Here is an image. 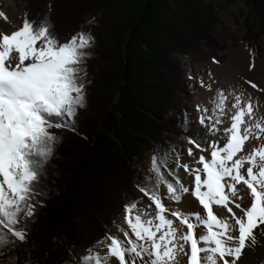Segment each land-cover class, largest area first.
<instances>
[{
    "label": "snow or ice",
    "instance_id": "snow-or-ice-1",
    "mask_svg": "<svg viewBox=\"0 0 264 264\" xmlns=\"http://www.w3.org/2000/svg\"><path fill=\"white\" fill-rule=\"evenodd\" d=\"M92 23L94 18L86 21ZM94 45L95 36L83 26L69 40H59L46 15L30 20L25 14L20 28L0 32V255L30 239L29 225L46 196L47 165L60 142L49 129L75 130L78 110L86 107V62ZM249 83L257 89L256 82ZM209 103L196 106V121L187 111L183 120L189 130L194 122L206 129L189 143L208 156L196 158L189 148L193 161L181 164L182 152L174 145L163 154L154 152L149 175L137 187L155 205V215L138 208L139 200L129 201L125 220L131 235L114 224L123 238L109 235L97 241L107 251H94V245L77 254L78 264H243L246 249L264 248V143L245 150L250 141L264 140V115H258L264 105L251 94L226 95L223 90ZM226 115L231 121L223 129L226 142L209 141L221 131ZM173 161L175 168L170 167ZM180 168L194 177L190 185L181 181ZM161 185L167 188L164 198ZM186 194L198 200L203 214L164 202L179 204Z\"/></svg>",
    "mask_w": 264,
    "mask_h": 264
},
{
    "label": "trees",
    "instance_id": "trees-1",
    "mask_svg": "<svg viewBox=\"0 0 264 264\" xmlns=\"http://www.w3.org/2000/svg\"><path fill=\"white\" fill-rule=\"evenodd\" d=\"M177 1L53 0L49 12L27 2L28 19L46 15L54 25L61 16L69 17L76 22L71 28L75 33L83 26L95 36L93 54L86 62V89L94 92L86 98V107L78 110L75 130L63 128L54 146L45 177L46 196L29 225L30 239L0 255V264H57L68 259V249L78 248V236L87 243L84 246L99 240L97 236L86 241L89 221L104 222L103 217L117 208L116 202L126 206L134 200L120 193L122 181L128 178L137 186L149 174L133 176L130 159L139 157L150 141L161 144L159 134L181 119L175 94L184 83L173 52L183 53L189 35L172 11ZM179 2L186 6L178 9L181 15L207 22L200 9L193 11L191 0ZM85 15L88 19L82 20ZM93 18L94 23L86 24ZM169 27L179 29L182 38ZM167 110L172 111L168 118Z\"/></svg>",
    "mask_w": 264,
    "mask_h": 264
},
{
    "label": "rangeland",
    "instance_id": "rangeland-1",
    "mask_svg": "<svg viewBox=\"0 0 264 264\" xmlns=\"http://www.w3.org/2000/svg\"><path fill=\"white\" fill-rule=\"evenodd\" d=\"M29 1L0 0V14H2L0 15V32L10 29L17 30L22 26L25 18V8L28 7L26 4ZM52 1L31 0V4L37 6L42 12H49ZM179 1H177V7L175 9L172 8V11L180 19V28L183 24L184 28H188L189 35L187 37L189 46L183 53L182 51L173 52V56L179 64V78L181 83H184L183 90L175 94V108H177L176 112H179L181 119L175 122L174 125L169 126V124L167 128L163 129L159 134L161 144L158 143L159 141H150V143L145 145V149L142 146L143 152L139 157L133 156L130 159L131 174L136 177L144 176L148 173L147 169L151 166L152 152L157 151L163 154V147L168 149L174 145L181 151V164L193 161V157L187 154L189 148L192 149L196 158L202 154L206 156L207 152H201L200 148L189 143L190 137H195L198 133L204 135L206 129L198 122L192 123L190 130L186 128L183 124L186 111L190 113L192 120L196 121L198 115L196 106L207 105L211 107L209 101L215 97L217 90H223L226 95L229 93L236 95L244 93L246 97L247 94H251L253 98L257 99L260 92H262L259 89H264V84L258 81L260 75L264 76V1L260 3L259 0H254L256 6L251 0H191L192 5H194L193 11L200 9L201 14L207 15V22L196 20L189 13V15L183 13L181 15V10L179 11L178 9H180L181 5L182 7L185 5L180 4ZM82 17V20L88 19V15ZM73 23H76L75 20L64 16L56 20L54 29L55 32L60 33L57 35L59 40L67 41L75 34L71 29ZM202 27H205V30H201ZM169 28L174 36L178 39L182 38L179 29ZM245 64H248L247 71L245 70ZM97 66L98 64L95 71H97ZM201 81H203L204 86H201ZM249 81L256 82L258 85L257 89H253ZM90 86L92 87V84ZM93 92L94 88L93 90L86 89V98H92ZM232 99V95H229L228 107L229 103H232ZM171 112L167 110L166 118L169 117ZM222 119L225 122L229 117L224 116ZM223 125L224 123L219 125V127L222 128ZM63 130V128L55 127L49 129L57 137H62ZM220 133L221 131L216 136H208V140H219ZM150 144L151 146H148ZM170 167H176L174 161L170 164ZM165 174L167 175L166 171ZM178 175L185 185H190V182H192L190 178H187L188 173L183 168L179 169ZM169 179L172 178L169 177ZM120 190V193L129 199L139 200L138 208L146 209L150 215H155V205L135 184L130 183L128 178L122 181ZM159 192L162 198L168 195L165 185L160 186ZM186 196L187 194L179 204L171 200H165L164 202L166 206L179 208ZM116 204L117 208L115 207L112 214L103 217L104 222L100 219L88 220L91 232L85 235L88 239L86 241L97 236H99V240H102L109 235H118L123 238L121 235L123 233L118 232L113 225H119L123 228L121 223L126 216L125 206H120L117 202L115 206ZM149 205H151L150 209H148ZM166 215L170 216V214ZM84 241L81 236H78V240L75 242L78 248L74 250L70 247L67 253L68 259H60L56 263L78 264L77 254L85 253L88 248L94 245V251H107L103 244H96L97 241L87 246H84ZM105 243H108V241H105Z\"/></svg>",
    "mask_w": 264,
    "mask_h": 264
},
{
    "label": "bare ground",
    "instance_id": "bare-ground-1",
    "mask_svg": "<svg viewBox=\"0 0 264 264\" xmlns=\"http://www.w3.org/2000/svg\"><path fill=\"white\" fill-rule=\"evenodd\" d=\"M15 30L13 29H10V30H2L3 33H11ZM248 64H245V70L248 69ZM247 71V70H246ZM259 76V75H258ZM261 76V75H260ZM259 76V83L261 84H264V76ZM260 102L261 105H264V91L260 92L258 98H257ZM229 107L231 106V103H229ZM233 112L235 111L234 109L232 110ZM258 115H264V107H261L259 112H258ZM227 116V115H226ZM228 118V116H227ZM227 121V122H226ZM224 122V125L223 127L221 128V133H220V143L221 145L223 144V142H226L225 141V136H224V133H223V129L228 127L231 123L230 119L226 120ZM256 143H264V140H261L259 142L257 141H250L249 144H246L245 145V150L246 152L247 151H250L251 150V147L253 145H255ZM245 153H241L240 155H244ZM208 156V153L206 154V157ZM199 157V155L197 156V158ZM187 178H190V181L194 179V177L190 176L189 174L187 175ZM188 180V179H187ZM191 184V182H190ZM239 188H241L242 191H247L243 185H239L238 186ZM246 200H249L250 202V198H247L246 197ZM179 209L181 210H184V211H192V212H200V213H203L204 210L202 209V206L199 205V202L198 200L192 196L191 194H187V196L185 197V199L183 200V202L181 203V205H179ZM216 207L214 206V211H216ZM234 211H236L238 214H239V210L238 209H235L233 208ZM221 212H224L225 215H228L226 210L225 209H220ZM168 216V215H167ZM147 217H145L146 219ZM168 218L170 219H173L174 220V226H180V222L178 220H176L174 217H171V216H168ZM122 226L125 230H128L129 231V235H131V232L130 230L128 229V226H127V223H126V220L124 219L122 221ZM186 230V228H185ZM197 231H203V229H198ZM123 236V234H121ZM246 256H243L241 258L243 264H264V248H256L254 251H250V250H247L246 249ZM230 259V258H229ZM238 264H240V262H238Z\"/></svg>",
    "mask_w": 264,
    "mask_h": 264
}]
</instances>
